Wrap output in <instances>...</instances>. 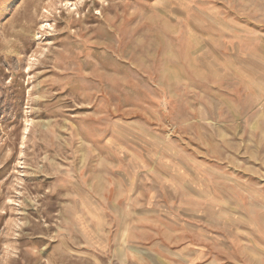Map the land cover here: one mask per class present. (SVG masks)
Returning a JSON list of instances; mask_svg holds the SVG:
<instances>
[{"label":"rangeland","instance_id":"374dc122","mask_svg":"<svg viewBox=\"0 0 264 264\" xmlns=\"http://www.w3.org/2000/svg\"><path fill=\"white\" fill-rule=\"evenodd\" d=\"M0 264H264V0H0Z\"/></svg>","mask_w":264,"mask_h":264}]
</instances>
